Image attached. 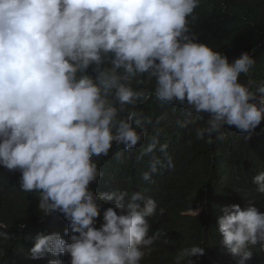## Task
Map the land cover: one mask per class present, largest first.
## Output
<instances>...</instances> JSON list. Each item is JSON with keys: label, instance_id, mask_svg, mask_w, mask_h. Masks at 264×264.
Wrapping results in <instances>:
<instances>
[{"label": "clouds", "instance_id": "9594fccd", "mask_svg": "<svg viewBox=\"0 0 264 264\" xmlns=\"http://www.w3.org/2000/svg\"><path fill=\"white\" fill-rule=\"evenodd\" d=\"M200 0H0V167L20 172L19 187L39 193L44 216L68 222L60 233H37L33 259L48 264H141L159 233L149 218L164 209L139 191H95L103 176L97 158L115 144L133 151L152 118L138 105L153 96L208 117L197 140L222 138L225 127L250 140L264 121V82L252 89L240 77L255 64L247 52L231 62L199 41L190 27ZM156 123H159L157 119ZM191 143V141H189ZM168 142L153 134L137 159L147 157L142 179L175 168ZM117 157L122 152L116 153ZM264 194V171L254 175ZM114 202L104 207L105 202ZM200 207L193 212L199 214ZM218 232L237 264L264 244V212L254 203L222 208ZM102 215V222H97ZM20 228L25 227L21 224ZM0 224V237L14 234ZM204 248H183L174 264H197Z\"/></svg>", "mask_w": 264, "mask_h": 264}, {"label": "trees", "instance_id": "16d2710c", "mask_svg": "<svg viewBox=\"0 0 264 264\" xmlns=\"http://www.w3.org/2000/svg\"><path fill=\"white\" fill-rule=\"evenodd\" d=\"M190 27L201 42L227 55L231 62L241 52H249L255 64L242 83L251 82L255 90L264 82V0H200L194 10ZM152 124L146 126V136L133 151L115 144L107 157L97 158L103 176L91 185L97 192L127 190L151 197L164 209L163 215L149 218V234L159 233L150 250L145 249L141 264H174L180 250L192 245L204 248L197 264H237L222 243L217 218L222 208L239 204L247 208L251 203L264 212V194L252 182L254 175L264 171V121L250 140L245 133L225 127L222 138L213 137L212 143L197 140L195 128L206 126L208 117L193 113L194 123L180 127L177 121L189 119L185 106L164 104L153 96L138 105ZM159 119V123H156ZM160 142H168L169 155L175 168L162 170L152 176L151 182L142 179L147 170V157L137 159L143 146L153 134ZM191 141V143H189ZM122 152L117 157L116 153ZM20 172H9L0 167V224L14 234L11 239L0 237V264H48L52 257L33 259L30 248L37 233H60L67 240L68 222L62 214L46 216L38 208L39 193L24 192L19 187ZM114 202H105L104 207ZM200 207L199 214L193 211ZM102 222V215L97 227ZM23 224L25 227L20 228ZM5 229H0L3 231ZM252 258L246 264H264V244L249 245ZM70 264L69 256H61Z\"/></svg>", "mask_w": 264, "mask_h": 264}]
</instances>
